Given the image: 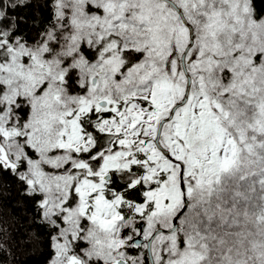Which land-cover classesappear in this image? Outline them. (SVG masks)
Wrapping results in <instances>:
<instances>
[{
  "label": "snow or ice",
  "instance_id": "obj_1",
  "mask_svg": "<svg viewBox=\"0 0 264 264\" xmlns=\"http://www.w3.org/2000/svg\"><path fill=\"white\" fill-rule=\"evenodd\" d=\"M4 176L0 253L264 264V0H0Z\"/></svg>",
  "mask_w": 264,
  "mask_h": 264
},
{
  "label": "trees",
  "instance_id": "obj_2",
  "mask_svg": "<svg viewBox=\"0 0 264 264\" xmlns=\"http://www.w3.org/2000/svg\"><path fill=\"white\" fill-rule=\"evenodd\" d=\"M20 11L26 16L32 14V10L29 9H21ZM9 180V177L4 176L0 178V183L8 182ZM12 193L10 199H5L0 202V214H3L5 219H8L12 214L18 217L20 216V210L14 207L18 199L15 194L14 186L12 188ZM31 228L32 226L27 225L25 227L13 226L9 228L11 240L7 242L8 252L0 253V264H45L47 251L44 246H41L39 252H33L35 245L29 237Z\"/></svg>",
  "mask_w": 264,
  "mask_h": 264
}]
</instances>
